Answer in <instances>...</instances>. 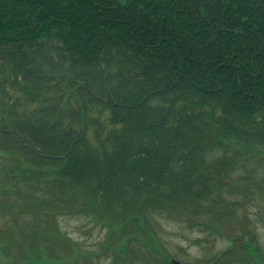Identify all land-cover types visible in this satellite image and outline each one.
Returning a JSON list of instances; mask_svg holds the SVG:
<instances>
[{"label":"trees","instance_id":"1","mask_svg":"<svg viewBox=\"0 0 264 264\" xmlns=\"http://www.w3.org/2000/svg\"><path fill=\"white\" fill-rule=\"evenodd\" d=\"M0 213L11 264H264V0H0Z\"/></svg>","mask_w":264,"mask_h":264},{"label":"rangeland","instance_id":"2","mask_svg":"<svg viewBox=\"0 0 264 264\" xmlns=\"http://www.w3.org/2000/svg\"><path fill=\"white\" fill-rule=\"evenodd\" d=\"M254 41H255V37ZM236 104V103H235ZM78 169H83V163L76 165ZM254 211H258L254 209ZM255 219L256 216H253ZM256 226L258 235L260 238V246L264 251V216L263 220L256 218ZM6 220L5 215L0 213V228L3 221ZM62 231L66 232L67 235L73 240L79 242L84 248L88 249H98L101 246L99 243L105 234V229H102L99 225L94 224L90 220H83L79 218H70L69 220H64L59 228ZM1 233V232H0ZM1 237V235H0ZM155 245L164 246L166 249L161 250L163 253L167 254V257H173L175 260H179L185 263H194L195 259L204 257V251L202 249V244L198 245L195 241L198 237H205V234L185 230L179 224L168 223L166 221H161L160 225L156 229L154 235ZM2 239L0 238V264H11L10 259L5 254V249L2 247ZM203 243V242H202ZM230 241L219 238L215 244V251L219 252L225 247L229 246ZM12 254L16 256V248L11 245ZM31 248V251L38 254L36 251ZM160 255L159 252H157ZM264 254V252H263ZM206 255V254H205ZM164 256V255H163ZM38 257L40 260H37L39 263L44 264H56V259L52 260L48 257ZM165 258V257H164ZM37 259L36 257L33 258Z\"/></svg>","mask_w":264,"mask_h":264}]
</instances>
